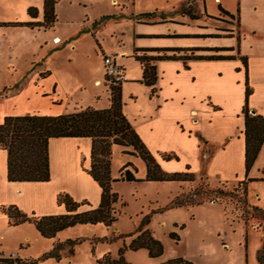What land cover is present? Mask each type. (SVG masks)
I'll return each mask as SVG.
<instances>
[{"label": "rangeland", "instance_id": "obj_1", "mask_svg": "<svg viewBox=\"0 0 264 264\" xmlns=\"http://www.w3.org/2000/svg\"><path fill=\"white\" fill-rule=\"evenodd\" d=\"M237 3L221 0L223 7L235 9V14ZM219 5V0H58L57 20L44 30L9 25L30 22L27 10L31 7L38 12L34 21H42L43 0H0V35L4 34L0 37V99L25 88L21 99H13L19 111L22 102L30 103L27 110L39 115H47L44 113L49 109L64 114L89 107L108 109L110 83L105 82L101 52L105 56L114 52L117 55L113 58L118 65L125 64L129 79L122 84V108L129 117H135L155 95L145 92L139 64L129 57L135 47L210 44V36L197 34L201 33L200 26L210 25L216 20L214 16L221 15ZM151 13L156 16L139 17ZM135 19L169 23L141 25ZM168 25L172 30L165 28ZM135 34L140 37L135 39ZM45 72L55 79L58 90H52L53 79H41ZM95 78L100 84L94 83ZM199 147L202 157L212 151L203 144ZM204 160L201 158L198 174L190 171L192 181L112 183L111 190L118 196L114 205L117 221L109 227L102 223L76 225L44 239L33 225L0 224V252L5 256L17 254L34 264H97L105 255L116 258L122 249L130 264H166L175 259L192 264H257L256 254L264 243V218L253 206L264 211V148L247 174L250 184L243 181L244 165L238 154L227 157L228 165ZM127 163L136 168L137 179L145 178L143 161L113 146L111 178L118 179ZM176 198L202 203L178 207ZM86 210L88 206L78 209ZM146 219L147 228L163 247L158 257L151 258L143 248H129L134 238L131 234ZM76 241L80 242L73 245Z\"/></svg>", "mask_w": 264, "mask_h": 264}, {"label": "crops", "instance_id": "obj_2", "mask_svg": "<svg viewBox=\"0 0 264 264\" xmlns=\"http://www.w3.org/2000/svg\"><path fill=\"white\" fill-rule=\"evenodd\" d=\"M219 4L233 18L226 19L224 15L218 14L214 16L216 20H211L214 22L210 25L205 23L200 26L201 33L197 35L210 36V44L155 46L151 49L135 47L129 56L136 62V57L142 56L176 58L153 61L157 78L154 85L155 95L148 101L146 108L139 110L135 117H129L128 112L122 108V112L165 173L184 172L188 167L189 171L198 174L202 165L201 158L204 157L205 162L212 160L228 165L226 159L232 154H238L239 161H243L244 165V120L241 110L244 105L246 77L251 90L248 98L249 112L251 114L252 111V115H264V0H238L237 14L235 9L232 11L223 7L221 0ZM234 19L236 24H233ZM134 21L141 25L169 23L166 20L161 23H149L150 20ZM207 21L208 19L203 20ZM165 28L172 30L170 25ZM2 36L4 38V34L0 35ZM134 37L138 39L140 35L135 34ZM1 43L0 40V46ZM195 49L228 51H194ZM111 54L112 57L117 55L114 52ZM101 55L105 56L103 52ZM198 56L233 58H194ZM242 58L246 59L247 69L242 64ZM138 64L142 73L140 62ZM119 66L124 71L125 82H129L125 64L119 63ZM46 78L53 79L52 90H58V84L50 73ZM94 83L100 84V80L95 78ZM144 88L147 94L150 93V87ZM25 92L23 88L14 96L0 99V123L8 116L40 113L28 111L30 103L25 102L20 103V111L17 109L13 99H21ZM26 100L29 102L28 95ZM49 110V113L44 114L57 116L65 112ZM201 144L212 149L211 153L202 157V152H199ZM90 151V139H50L49 181L8 182L7 152L0 147V209L2 206L15 205L22 212L38 217L64 214V207L57 204L60 193H68L77 202H88V209L96 208L100 202L101 189L86 172L90 166ZM164 154L176 158L164 161L161 157ZM221 180L228 182V179ZM245 180L248 178L244 176L243 181ZM0 224L8 225L7 217L1 210ZM12 256L20 258L17 254Z\"/></svg>", "mask_w": 264, "mask_h": 264}, {"label": "trees", "instance_id": "obj_3", "mask_svg": "<svg viewBox=\"0 0 264 264\" xmlns=\"http://www.w3.org/2000/svg\"><path fill=\"white\" fill-rule=\"evenodd\" d=\"M58 0H43L42 21L35 22L38 12L35 8L27 10L30 22L10 23L13 26H24L30 29L43 28L44 30L53 27L57 20L55 6ZM222 15L233 18L219 6ZM156 13L141 14L140 18L151 19ZM165 16V15H160ZM108 18V17H105ZM238 23V22H237ZM193 51V50H192ZM194 51H228L227 49H195ZM191 58V57H189ZM198 60H228L232 56H210L194 57ZM175 56L161 57H136L142 67L141 83L151 87V94L155 92L156 71L152 64L155 60H173ZM245 69L247 62L241 59ZM49 76V72L42 74V79ZM105 82L107 79L105 78ZM109 107L108 109L96 110L86 108L81 111L47 116L39 114H27L23 116H8L0 123V147L7 152V180L8 182H34L44 183L50 179L48 162V142L54 138H86L91 141L90 166L87 174L98 184L101 189L100 202L96 208L79 212L82 206L90 207L86 201L75 202L68 194L60 193L57 196V204L63 206L65 213L62 215L35 216L27 215L15 205L2 206V213L7 217L8 225L15 227L21 224L33 225L38 234L44 239H52L59 232L76 225H95L102 223L104 226H112L117 218L115 217L114 205L118 196L111 190V184L118 181L123 182H188L194 178L193 173L186 168L185 172L165 173L160 168L154 156L144 145L130 122L122 112L121 84L109 85ZM251 90L245 79V98L241 114L244 120V170L245 177L254 165L258 154L264 143V115H252L248 109V98ZM118 146L122 153L132 157L140 158L146 168L145 178L140 180L135 177L136 168L127 163L120 169L118 179H112L111 160L112 147ZM176 158L172 155L163 156V160L169 161ZM252 182L248 179L247 183ZM202 202L194 200L175 199L178 207L200 205ZM253 210L264 218V211L256 206ZM148 219L143 220L135 231L129 246L132 250L146 249L151 258L158 257L163 251L162 245L154 239L147 228ZM80 241L72 242L77 244ZM124 249L118 252L116 258L105 255L97 260V264H130L124 259ZM59 260V256H54ZM257 264H264V243L256 254ZM35 261L22 260L12 255L5 256L0 252V264H34ZM192 264L182 259H175L166 264Z\"/></svg>", "mask_w": 264, "mask_h": 264}, {"label": "built area", "instance_id": "obj_4", "mask_svg": "<svg viewBox=\"0 0 264 264\" xmlns=\"http://www.w3.org/2000/svg\"><path fill=\"white\" fill-rule=\"evenodd\" d=\"M53 41L58 42V38ZM103 65L106 73L105 78L110 85H119L126 81L122 67L116 63L112 56H104Z\"/></svg>", "mask_w": 264, "mask_h": 264}, {"label": "water", "instance_id": "obj_5", "mask_svg": "<svg viewBox=\"0 0 264 264\" xmlns=\"http://www.w3.org/2000/svg\"><path fill=\"white\" fill-rule=\"evenodd\" d=\"M251 114H253V112L251 111Z\"/></svg>", "mask_w": 264, "mask_h": 264}]
</instances>
